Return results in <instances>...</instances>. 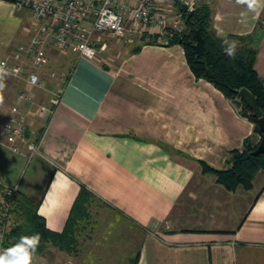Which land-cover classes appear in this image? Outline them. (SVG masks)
<instances>
[{
    "label": "crops",
    "instance_id": "0c3cea01",
    "mask_svg": "<svg viewBox=\"0 0 264 264\" xmlns=\"http://www.w3.org/2000/svg\"><path fill=\"white\" fill-rule=\"evenodd\" d=\"M14 1L0 0V62L27 47L43 26L52 28ZM197 4L211 8L218 37L253 39L264 84V7L253 12L237 0ZM106 36H95L94 60L48 46L40 69L33 71L25 58L20 78L0 82L2 190L18 186L15 200L38 204L47 229L59 235L87 190L88 218L66 264H108L102 259L108 252L123 264L138 254V264H264V184L231 193L203 175L199 163L225 169L230 152L255 138L254 124L212 84L196 79L181 45L140 39L119 56L125 49ZM32 73L41 88L27 89ZM57 87L64 89L60 105L41 116ZM24 90L33 101L23 105L28 132L39 141L31 159L24 146L14 153L1 136ZM198 177L204 182L196 183ZM237 200L247 206L240 202L238 210Z\"/></svg>",
    "mask_w": 264,
    "mask_h": 264
},
{
    "label": "built area",
    "instance_id": "2783aa9c",
    "mask_svg": "<svg viewBox=\"0 0 264 264\" xmlns=\"http://www.w3.org/2000/svg\"><path fill=\"white\" fill-rule=\"evenodd\" d=\"M129 1V2H128ZM188 12H193L197 0H178ZM16 8L29 10L37 19L50 22L51 30L42 27L27 47H22L11 58L0 62V82L8 77L20 78L24 73L22 61L30 59L33 71L40 69L47 62L46 48L70 51L80 59L94 60L98 51L94 46L97 34L113 36L138 34L158 35L161 43H168L175 34L182 33L185 21L181 10H175L159 0H15ZM15 63L13 64V61ZM53 76V75H52ZM26 81L27 89L41 88V80L35 73ZM64 93L62 87L52 93L48 106L40 107V115H51L60 105ZM29 93H18L11 108V116L3 125L1 136L14 153L27 149L31 159L39 153L37 137L28 132V115L24 103H32ZM19 187L8 188L0 197V251L6 249L7 236L11 229L12 211Z\"/></svg>",
    "mask_w": 264,
    "mask_h": 264
},
{
    "label": "trees",
    "instance_id": "16d2710c",
    "mask_svg": "<svg viewBox=\"0 0 264 264\" xmlns=\"http://www.w3.org/2000/svg\"><path fill=\"white\" fill-rule=\"evenodd\" d=\"M193 12L183 13L185 29L169 39V45L179 44L183 47L187 64L197 80H205L218 89L227 99L232 101L240 114L250 120L255 126V138L244 141L242 149L233 150L227 160L225 169L220 170L200 161L203 175L214 177L217 185L235 193L238 190L250 192L260 172L264 173V155L252 156L263 137L259 130L258 120L252 115L251 109L238 96V91L248 90L257 100L258 106L264 115V84L258 76L255 64L257 49L254 41L249 37L229 36V41L238 43L235 59L229 58L224 51L226 45L223 38L217 36L213 28L212 11L207 4H197ZM197 33L204 41V54L200 56L194 46ZM157 43V40L151 41ZM0 185V197L2 195ZM90 195L82 189L71 210V215L62 234L50 232L45 221L38 215L39 205L25 199L17 202L12 215L21 221L12 225L7 236L6 249L15 245L21 236L40 234V246L36 255L41 254L47 243L67 252L75 251L77 247V233L79 226L87 220ZM139 254L131 261L138 264Z\"/></svg>",
    "mask_w": 264,
    "mask_h": 264
},
{
    "label": "rangeland",
    "instance_id": "374dc122",
    "mask_svg": "<svg viewBox=\"0 0 264 264\" xmlns=\"http://www.w3.org/2000/svg\"><path fill=\"white\" fill-rule=\"evenodd\" d=\"M175 6L176 7L174 8L171 5L170 8H174L175 10L176 9L181 10L180 8L177 7L176 4H175ZM140 39L141 40H144V41L151 42V41H155V40L159 39V37H158V35H153L152 36V34H150L149 36H146V34H145L142 37L140 35H138V34L134 35L133 37H130L129 35L113 36L111 34H107V36L105 38V40L111 41L112 44L115 47H120L121 46V47H123V49H125L124 52H120L119 53V56L124 55V53L126 52L127 49L128 50L133 49V45H132L133 43L132 42L137 41V40L139 41ZM16 51H18V50H16ZM10 84H13V83H10ZM14 88H15V90L17 89L16 88V85H14ZM200 179L201 178H199L196 181V183H199L200 181L202 183L204 182L203 180H200ZM263 184H264V173L263 172H260V174L257 176V178L255 180V187H256V189H259V187H261ZM250 195H251L250 198L255 197V193H251ZM245 200H237L236 203L234 201L235 206L236 207L238 206L237 207L238 210H239V208H241L240 205H239L240 202H243L242 205H244V206H242V207H246L247 206V203L248 202L245 201ZM229 213L231 214V211ZM223 217L224 216H222L221 218H223ZM223 220L228 221V218H226V219L223 218ZM20 221H21V219L19 217H16V216H13L12 217L13 224L19 223ZM131 249L132 250H135V248H133V247ZM74 252H76V251L67 252V251L61 250L60 248L54 246L52 243H47L46 246H45L44 251L41 254L35 256L34 264H66V262L68 260V257H69L68 254L74 253ZM108 253H110V252H108ZM108 253H106V254H104V256H102V259H106V261H107L108 264H110L115 258H118L119 263H114V264H123L121 262L122 259H121L120 256L119 257H117V256L116 257H113V256L108 255ZM133 253L135 254V251H133ZM134 259H135V257L131 261H133ZM124 264H126V263H124Z\"/></svg>",
    "mask_w": 264,
    "mask_h": 264
},
{
    "label": "clouds",
    "instance_id": "9594fccd",
    "mask_svg": "<svg viewBox=\"0 0 264 264\" xmlns=\"http://www.w3.org/2000/svg\"><path fill=\"white\" fill-rule=\"evenodd\" d=\"M237 3L246 4L250 11H258L264 7V0H237ZM223 44L225 54L232 59H235L238 43L235 40L229 41L224 34ZM3 89V84L0 83V90ZM0 95V102H2ZM40 234L36 233L31 236H21L19 241L10 248L0 251V264H34L35 256L40 246Z\"/></svg>",
    "mask_w": 264,
    "mask_h": 264
},
{
    "label": "water",
    "instance_id": "95a60500",
    "mask_svg": "<svg viewBox=\"0 0 264 264\" xmlns=\"http://www.w3.org/2000/svg\"><path fill=\"white\" fill-rule=\"evenodd\" d=\"M172 1H174V3H176L184 13L188 12V9L186 8V6L181 4L178 0H172ZM194 49L200 56L204 54V41L201 37V34L199 33H197V36H196V44L194 46ZM238 92H239L238 96L240 97V99L246 103L245 105H247L251 109L253 117L258 120L259 130L263 135L258 145V148L252 153V156L264 155V115H263V112L259 108L256 98L248 90L242 89Z\"/></svg>",
    "mask_w": 264,
    "mask_h": 264
}]
</instances>
